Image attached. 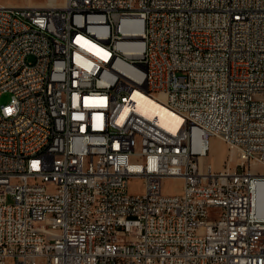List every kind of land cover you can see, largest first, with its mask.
Returning <instances> with one entry per match:
<instances>
[{
  "label": "built area",
  "instance_id": "built-area-1",
  "mask_svg": "<svg viewBox=\"0 0 264 264\" xmlns=\"http://www.w3.org/2000/svg\"><path fill=\"white\" fill-rule=\"evenodd\" d=\"M4 94L0 264H264V0L0 3Z\"/></svg>",
  "mask_w": 264,
  "mask_h": 264
},
{
  "label": "rangeland",
  "instance_id": "rangeland-1",
  "mask_svg": "<svg viewBox=\"0 0 264 264\" xmlns=\"http://www.w3.org/2000/svg\"><path fill=\"white\" fill-rule=\"evenodd\" d=\"M23 0H0V2H13L21 3ZM46 0H31L33 3H43ZM50 1V0H47ZM46 1V2H47ZM63 0H57L60 4ZM9 99L8 94L1 96L0 101L7 102ZM227 154V149L222 140L217 137H212L209 140V150L207 156L203 159L205 164H211L216 170H220L224 160V156ZM182 185V180L169 178L164 181L163 192L165 194L177 193ZM129 192L131 194H140L143 191V183L141 179H131L129 181Z\"/></svg>",
  "mask_w": 264,
  "mask_h": 264
},
{
  "label": "bare ground",
  "instance_id": "bare-ground-1",
  "mask_svg": "<svg viewBox=\"0 0 264 264\" xmlns=\"http://www.w3.org/2000/svg\"><path fill=\"white\" fill-rule=\"evenodd\" d=\"M62 5H63V2L61 4H58V3L57 4H44L42 6L43 7H47V6L61 7ZM142 109L146 113L147 112L150 114L156 113L159 117L161 124L165 128L171 131H174L176 129L177 124H175L173 121L174 115L171 112H169V110H167L165 107L156 104V102H154L150 98H147V97L143 98Z\"/></svg>",
  "mask_w": 264,
  "mask_h": 264
},
{
  "label": "crops",
  "instance_id": "crops-1",
  "mask_svg": "<svg viewBox=\"0 0 264 264\" xmlns=\"http://www.w3.org/2000/svg\"><path fill=\"white\" fill-rule=\"evenodd\" d=\"M46 1L43 3H33V2H31V0H23L21 3H19V2H17V3L16 2L15 3H13V2H0V3L5 4L7 6H10V7H15V8H20V7H25V6L34 7V8H41V7H43L42 5H44V4H57V0H50L47 2ZM62 2H64V0Z\"/></svg>",
  "mask_w": 264,
  "mask_h": 264
}]
</instances>
